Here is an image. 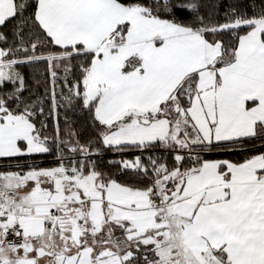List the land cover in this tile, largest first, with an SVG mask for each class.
<instances>
[{
	"label": "snow or ice",
	"instance_id": "6c2138e0",
	"mask_svg": "<svg viewBox=\"0 0 264 264\" xmlns=\"http://www.w3.org/2000/svg\"><path fill=\"white\" fill-rule=\"evenodd\" d=\"M0 264H264V0H0Z\"/></svg>",
	"mask_w": 264,
	"mask_h": 264
}]
</instances>
